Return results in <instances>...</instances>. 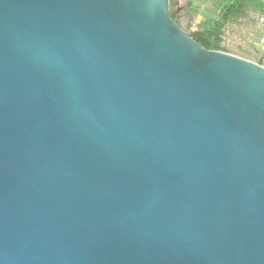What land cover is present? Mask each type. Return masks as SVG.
Instances as JSON below:
<instances>
[{"label":"water","instance_id":"95a60500","mask_svg":"<svg viewBox=\"0 0 264 264\" xmlns=\"http://www.w3.org/2000/svg\"><path fill=\"white\" fill-rule=\"evenodd\" d=\"M0 264H264V65L170 0H0Z\"/></svg>","mask_w":264,"mask_h":264},{"label":"rangeland","instance_id":"374dc122","mask_svg":"<svg viewBox=\"0 0 264 264\" xmlns=\"http://www.w3.org/2000/svg\"><path fill=\"white\" fill-rule=\"evenodd\" d=\"M189 0H170L173 17L190 34L198 29V15L187 13ZM178 6L182 11L177 12ZM243 11V13H240ZM220 50L250 59L257 63L264 61V11L253 0H242V5L226 18L221 30Z\"/></svg>","mask_w":264,"mask_h":264},{"label":"trees","instance_id":"16d2710c","mask_svg":"<svg viewBox=\"0 0 264 264\" xmlns=\"http://www.w3.org/2000/svg\"><path fill=\"white\" fill-rule=\"evenodd\" d=\"M231 0L230 3L227 5L224 13L214 21H209L206 24H203L200 30L195 31L192 33V36L199 41L204 47L208 49H219L220 48V34L222 27L226 21V18L233 13L236 9H239L242 5V0ZM257 3L259 8L264 7V3L253 0ZM215 37V39H214Z\"/></svg>","mask_w":264,"mask_h":264},{"label":"crops","instance_id":"0c3cea01","mask_svg":"<svg viewBox=\"0 0 264 264\" xmlns=\"http://www.w3.org/2000/svg\"><path fill=\"white\" fill-rule=\"evenodd\" d=\"M231 0H189L187 2V13H192L198 15L197 23L198 28L201 29L203 24H206L209 21L217 20L222 13H224L227 5ZM264 3V0H258ZM239 0L236 4H238ZM181 6H178L177 12L182 11ZM264 7L259 8V12H263ZM243 13V11H240ZM198 29V30H200ZM221 36V34H220Z\"/></svg>","mask_w":264,"mask_h":264},{"label":"built area","instance_id":"2783aa9c","mask_svg":"<svg viewBox=\"0 0 264 264\" xmlns=\"http://www.w3.org/2000/svg\"><path fill=\"white\" fill-rule=\"evenodd\" d=\"M263 65H264V61H263V63H262Z\"/></svg>","mask_w":264,"mask_h":264}]
</instances>
